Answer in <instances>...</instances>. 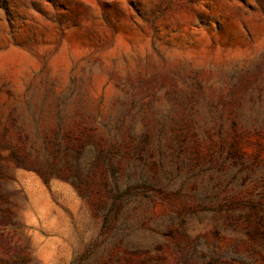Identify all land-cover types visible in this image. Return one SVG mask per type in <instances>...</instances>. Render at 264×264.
I'll return each instance as SVG.
<instances>
[{"label":"rangeland","instance_id":"rangeland-1","mask_svg":"<svg viewBox=\"0 0 264 264\" xmlns=\"http://www.w3.org/2000/svg\"><path fill=\"white\" fill-rule=\"evenodd\" d=\"M0 264H264V0H0Z\"/></svg>","mask_w":264,"mask_h":264},{"label":"trees","instance_id":"trees-1","mask_svg":"<svg viewBox=\"0 0 264 264\" xmlns=\"http://www.w3.org/2000/svg\"><path fill=\"white\" fill-rule=\"evenodd\" d=\"M233 129H235V125L233 124ZM223 126L218 125L216 133L220 137L218 141L213 142L214 145H217V155L218 157L215 158L214 154L211 155L209 159L208 165H203L201 161H196L191 157L190 155H187V152L185 151V145L184 142L175 140L170 146L169 149L166 151H162L161 149L158 150V155L155 158H152V155H146L144 159L150 160L151 166L153 167V174L156 175L157 173L163 172V167L165 165V160L171 166L174 167L175 173L170 176L168 179L169 181L174 179L177 175L181 173L182 170H186V178L184 181L186 182L187 179L192 180L193 178L199 177V176H205L207 173H210L212 171H223L224 165L227 162H231V165L235 166L239 164V161L237 160V150L235 147V142L228 143L224 138H222L223 134ZM211 136L208 135V139L211 140ZM148 138L146 137L143 139V142L147 144ZM142 147H140L141 149ZM240 169L243 168V166L240 164ZM155 183H153V187L157 188L158 190H166L170 192H175L176 194L181 193L182 188H178L175 190H167L165 187H163L160 183V180L157 178V175L154 176ZM185 194L184 192H182ZM186 195V194H185ZM191 211L189 209H185L183 207L182 209H177L175 213H173L175 216L171 217L174 218V222H179L181 224L185 223L187 218L186 214H190ZM172 240L174 241L176 236L174 233H170L168 235ZM201 245L199 243H195L192 245L187 244H181V243H175V248L179 251L181 257L184 259H187L192 255L193 252L196 251Z\"/></svg>","mask_w":264,"mask_h":264}]
</instances>
